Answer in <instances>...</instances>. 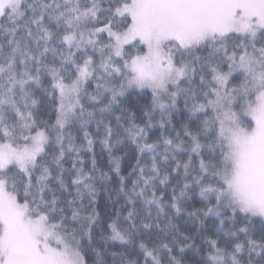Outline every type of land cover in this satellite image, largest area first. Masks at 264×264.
<instances>
[{"label":"snow or ice","instance_id":"obj_1","mask_svg":"<svg viewBox=\"0 0 264 264\" xmlns=\"http://www.w3.org/2000/svg\"><path fill=\"white\" fill-rule=\"evenodd\" d=\"M0 264H264V0H0Z\"/></svg>","mask_w":264,"mask_h":264}]
</instances>
